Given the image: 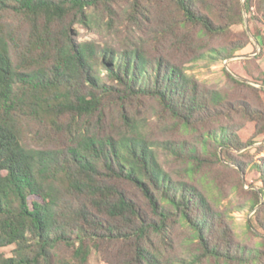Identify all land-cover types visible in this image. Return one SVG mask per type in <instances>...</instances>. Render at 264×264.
Masks as SVG:
<instances>
[{"label":"trees","instance_id":"16d2710c","mask_svg":"<svg viewBox=\"0 0 264 264\" xmlns=\"http://www.w3.org/2000/svg\"><path fill=\"white\" fill-rule=\"evenodd\" d=\"M244 7L264 19V0ZM227 16L214 24L197 0H0V248L13 247L0 264H90L92 255L106 264H264V238L251 229L264 236V155L234 157L264 137V89L262 110L219 125L226 97L165 47L195 52L187 28L212 39L241 22V9ZM94 24L112 42L79 40L75 27ZM144 101L182 140L152 139ZM222 161L261 184L250 239L221 209Z\"/></svg>","mask_w":264,"mask_h":264},{"label":"rangeland","instance_id":"374dc122","mask_svg":"<svg viewBox=\"0 0 264 264\" xmlns=\"http://www.w3.org/2000/svg\"><path fill=\"white\" fill-rule=\"evenodd\" d=\"M199 4L210 9V18L214 24L224 26L231 22L228 19L227 11L232 10L233 14H238L241 9V22L231 24L228 30L223 35L209 39V37H201L196 29L187 28V32L193 38L195 52L187 51L173 45L175 41L166 43L167 53L169 58L182 64L186 73L191 75L198 83L209 90L220 92L227 99L226 107L222 109V119L218 120V124L222 126H238L242 122V113L249 111L255 115L261 109L262 101L259 98L260 90L264 89L257 80L264 81V19L260 14L253 10L251 13L246 12L244 3L245 0H197ZM239 4H238V2ZM204 12V11H203ZM205 13V12H204ZM121 19L116 20L115 25H120ZM79 40H96L99 43L105 41L112 42L111 38L107 37V32L94 24L90 29H83L80 26L75 27ZM122 36H127L129 31H121ZM127 34V35H126ZM141 39L146 37L140 36ZM191 38V39H192ZM243 48L238 50L236 54L225 60H212V57H218L219 53H223L224 49L231 47ZM158 47V45H157ZM180 49V50H179ZM200 54H197L196 51ZM201 56V57H200ZM200 57V58H198ZM228 76L236 84L228 79ZM157 106L152 101H144L141 106V113L149 119V131H151L152 139L154 140H175L179 141L182 133L175 121H171L166 115L157 112ZM156 110V112H155ZM244 110V111H243ZM222 124H221V123ZM207 128L212 127L210 124ZM183 139L188 140L189 137ZM263 151L257 154L258 151ZM236 161L240 163H249L254 159H259L264 155V137L256 140V143L234 154ZM222 164L227 168L216 166L217 181L223 190L221 201V209L227 210L229 215L235 220L236 233L241 238L250 239L245 226L255 223V210L261 206L258 205L253 210L249 209V202L253 197L254 191H258L261 186L258 176L255 172H241L235 165L227 164L222 161ZM174 170L181 174L182 169L180 164L176 163ZM241 183L240 188L238 184ZM236 187V189H232ZM262 203V200L260 201ZM260 203V204H261ZM259 238L263 237V232H257L255 228H251ZM179 237L182 239V232L178 231ZM253 243L258 242V238H252ZM13 247L0 248V253L6 257L11 255ZM185 253L188 252L184 250ZM182 255V250H179ZM191 259L187 258L181 264H192ZM90 264H106L96 255H92ZM203 264V263H201Z\"/></svg>","mask_w":264,"mask_h":264}]
</instances>
